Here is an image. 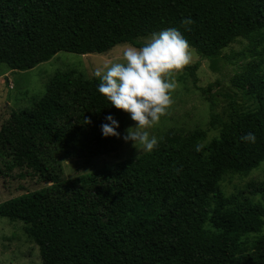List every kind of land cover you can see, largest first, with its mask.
Instances as JSON below:
<instances>
[{"label":"trees","instance_id":"trees-1","mask_svg":"<svg viewBox=\"0 0 264 264\" xmlns=\"http://www.w3.org/2000/svg\"><path fill=\"white\" fill-rule=\"evenodd\" d=\"M169 27L202 60L217 58L237 39L264 35V0H0V65L28 72L62 52L140 47ZM98 83L58 74L30 110L0 124V176L46 185L0 205V218L25 225L43 264H264V236L249 242L263 229V206L216 192L226 176L264 162L263 65L232 80L257 109L243 113L230 99L228 120L209 143L203 131H171L147 154L68 181L62 158L106 157L124 144L101 133L111 115L122 137L127 113ZM248 132L255 143L240 140ZM249 188L264 195V183Z\"/></svg>","mask_w":264,"mask_h":264},{"label":"rangeland","instance_id":"rangeland-1","mask_svg":"<svg viewBox=\"0 0 264 264\" xmlns=\"http://www.w3.org/2000/svg\"><path fill=\"white\" fill-rule=\"evenodd\" d=\"M146 40L141 39L138 43L143 45ZM123 45L102 55L78 56L62 52L28 72H13L6 65H0V124L10 119L13 111L30 110L45 96L49 82L58 74L72 72L76 78L84 80L97 78L94 76L97 68L121 61ZM190 53V61L169 77L175 80L176 87L170 93L171 103L165 114L157 124L146 129L150 135L157 137L158 142L167 133L179 130L206 132L209 143L219 136L222 122L228 120L230 99L237 103L243 113L257 109L256 101L234 87L232 80L247 66L262 64L264 67V35L254 36L252 40L237 39L219 57L213 59L202 60L191 47ZM199 62V68L192 74L189 68ZM133 126L135 122L127 114L123 135ZM135 147L131 142L124 141L122 149L110 156L62 158L65 179L72 181L149 153L144 152L138 144ZM263 183L264 162L249 174L226 176L216 192L227 197L244 193L252 202L264 208V195H251L253 189L249 188L250 185L257 187ZM45 187L35 184L30 178L16 176L8 179L0 176V205ZM24 227L22 222L0 218V264H43L38 246L27 237ZM261 236H264V226L260 234L249 236V242Z\"/></svg>","mask_w":264,"mask_h":264},{"label":"clouds","instance_id":"clouds-1","mask_svg":"<svg viewBox=\"0 0 264 264\" xmlns=\"http://www.w3.org/2000/svg\"><path fill=\"white\" fill-rule=\"evenodd\" d=\"M181 22L192 21L182 19ZM122 48L121 61L97 68L94 76L99 79L97 91L110 105L127 113L135 126L121 137L118 121L108 115L100 130L105 138H122L134 147L142 146L144 152H151L158 145V139L146 129L159 122L171 103L170 93L176 83L169 77L190 61V46L177 28L169 27L152 33L140 47L125 44ZM240 140L255 143L256 136L248 132ZM200 148L198 144L195 150Z\"/></svg>","mask_w":264,"mask_h":264}]
</instances>
